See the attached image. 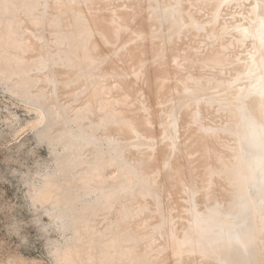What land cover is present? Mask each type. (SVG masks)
I'll list each match as a JSON object with an SVG mask.
<instances>
[{
    "label": "rangeland",
    "instance_id": "1",
    "mask_svg": "<svg viewBox=\"0 0 264 264\" xmlns=\"http://www.w3.org/2000/svg\"><path fill=\"white\" fill-rule=\"evenodd\" d=\"M39 1L30 12L21 0L0 9V24L11 29L0 31V69L7 72L0 82V264H55L52 242L66 241L32 196L31 184L54 165L53 149L60 195L88 203L77 211L81 254L73 264H179L192 251L178 240L195 235L191 213L173 209L182 199L177 189L189 197V173L205 163L219 167L209 171L222 189L245 197L240 219L250 217L264 253L256 186L264 169L245 139L249 119L264 124L253 107L261 97L251 83L261 70L250 57L260 45L252 0ZM23 76L42 81L23 84ZM34 105L50 116L48 138L32 128ZM199 128L207 129L212 162ZM175 163L180 173L172 182L182 186L170 188ZM157 187L160 193L150 192ZM213 260L224 262L222 252Z\"/></svg>",
    "mask_w": 264,
    "mask_h": 264
},
{
    "label": "bare ground",
    "instance_id": "2",
    "mask_svg": "<svg viewBox=\"0 0 264 264\" xmlns=\"http://www.w3.org/2000/svg\"><path fill=\"white\" fill-rule=\"evenodd\" d=\"M21 1L23 2V4H25V6H26L25 8H28L27 11L35 9V8L37 10L38 7H36V5H39V2L41 3V1H39V0H21ZM231 1H233V0H231ZM42 2H43V0H42ZM251 2H252L251 4H253L252 11L255 14V17H259V19H260V23L257 22L259 24V28L257 29V32L255 34L253 32V34L256 35L255 37H257L256 41H259L257 43V45H259V43H260V45H259V47L256 48V51H254L250 54V57H252V60H253V67L252 66L251 67L253 69H259L260 68V70H261L260 77H257L258 79L256 80V83H251L253 85L256 84L255 85L256 87H259L258 97L259 96L261 97V98H257L253 107L256 110H258L262 115H264V0H252ZM9 3H10V0H0V9H2L5 12L9 11L7 8V7H9L8 5H10ZM13 6L14 5H12L10 7H13ZM41 6H43V5H41ZM39 8H41V7H39ZM45 10H47V9L45 8ZM27 14H29V13H27ZM104 18H102V21ZM35 19H36V16H35ZM58 19H60V18H58ZM58 19L52 21V23L54 22L53 25L54 24L57 26L59 25L60 22L57 21ZM38 21H40V20H38ZM60 21H61V19H60ZM96 21H98V17H97ZM105 22L106 21H104V24H105ZM99 23H101V22H99ZM6 24L8 26L13 25L12 21L7 22ZM95 24L98 25L97 22ZM2 25L3 24H0V31L2 29L6 30L7 27H6V29H4V26H2ZM97 25H94L95 28L96 27L100 28L99 26H103L101 24L98 26ZM106 26H107V24H106ZM106 26H105V28H106ZM108 27H110L109 22H108L107 28ZM13 28L14 27H12V29ZM95 28H93V29L95 30ZM249 28L250 29H246L247 32H248V30L249 31L253 30L252 27L249 26ZM100 29H102V28H100ZM100 29H98L96 31H99ZM108 29H109V31H107ZM108 29L106 30L107 33L112 34L111 29L110 28H108ZM3 30H2V32L7 31V32L11 33V31H10L11 29L6 30V31H3ZM106 31H104L103 35H102V33L101 34L99 33L100 31L98 33L100 34V36L102 35L101 37H103L106 35L105 34ZM254 31H256V30H254ZM102 32H103V30H102ZM95 33H97V32H95ZM251 33H252V31H251ZM66 35H68V34H66ZM96 35H98V34H96ZM250 35L253 36L252 34H250ZM3 36H5V35H3ZM9 36H10V34H9ZM68 36H70V35H68ZM10 37H14V36H10ZM57 38L59 39V41H61V40H64L66 38V36L58 34ZM106 38L108 39V35L106 36ZM101 41L102 40L100 39L99 42H101ZM105 42H106V40H105ZM70 43H72V42H70ZM102 43L99 44V47L101 46ZM103 44H102V46H104ZM76 48H77L76 45H73L72 47H70V50H72V49L74 50ZM78 48H81V47H78ZM87 49H89V48H87ZM24 64H25V62H24ZM20 68H24V67L20 66ZM248 69H250V68H248ZM159 72H161V71H159ZM6 73L7 72L3 73V70L0 69V80H1L0 82H4L3 77H4V75H6ZM25 73H27V71ZM159 74L161 75V73H159ZM2 79H3V81H2ZM37 80L42 81L41 76L39 78H38V76L36 78L35 77L32 78L31 76H26V77L23 76L22 83L27 84V82H30V81H34L35 83L39 82ZM158 81L161 82V80H158ZM97 89H99V88L97 87ZM177 90H178V87H177ZM177 90H175V91H177ZM99 91H100V89H99ZM99 91L97 90L96 92L99 93ZM103 91L104 90H102V92H101L102 94L100 93L99 95L104 96V93L107 91H105L104 93H103ZM94 94L99 97V95H97L96 93H94ZM106 95H107V93L105 94V96ZM33 110H34V112H36L37 116L35 118H33V121H31L32 128L33 129L37 128L39 130L37 134H41V131L44 130L45 133H44L43 138H48V136H49L48 133H50L48 130V124H49L50 116L46 114L45 108L41 107V105H36L33 108ZM175 115H174V117H175ZM172 120H173V118H172ZM174 120H175V118H174ZM172 122H174V121H172ZM195 133H197L195 135H197L198 138L201 139V143L203 142V145H205L204 146V151H205L204 154L209 159H210V157H212V159L210 160L212 162L213 152H215V151L212 150V148L210 147L211 144L209 143L210 144L209 145L208 141H206L207 138H210L205 134V133H207V129L199 128L198 132L196 131ZM205 135L207 138L204 137ZM205 138H206V140H205ZM209 141L211 142L210 139H209ZM246 148L249 149V147H247V146H246ZM247 149H245L246 152L248 151ZM251 153H252V151H251ZM51 155L53 157L52 160L54 162L53 163L54 165L52 166L51 169L46 170L44 174L42 173L43 175L41 174L42 177L40 178V180L37 177V179L39 181V183L37 185H35L34 182H33L34 185L31 184L34 188L32 196L35 197V200H34L35 202H38V201L43 202L41 204V208L44 212L43 214H47L49 216V219L51 222L50 226H52L53 228H57V230H59L60 233H62V236L64 237L63 239L66 240L63 243H59V242L56 243L54 241L52 242V245L54 246L52 253L55 256V258H54L55 264H73L74 258L78 257L81 254V248H80V246H81L80 245V239L81 238H80V232L77 229V220H78V215H77L78 212L77 211H78V209H81V210L85 209V207L88 205V203H84V206L80 207L78 202L74 203V202L68 200L69 197L66 196V194L60 195L58 189L60 187L59 176H60V172H61L62 167H61L60 161H59L60 160L59 159V153L55 149H53V150H51ZM254 157L257 158V156H254ZM216 158H217V156H216ZM177 164L175 165V167L172 170L167 171V180H166V186L167 187L171 188V186L175 187L177 185H180V184H176V183L172 182L173 175L180 173V170H179V167L177 166ZM205 164L206 165L203 168H201V170H199L197 172L191 171L189 173V176H190L189 178H190V181L192 182V184H189L192 186V194L189 197H186L184 195L183 187H182V189H181V187L180 188L177 187L178 188L177 193L182 194V196H181L182 199H181V202L178 203L173 209L176 210V212L181 213L182 215L185 212L191 213V220H192L191 226L192 227L190 226V230L195 235V237H193V239H191L189 241H187L186 239H181V240L179 239L178 240L177 244L179 247H181V248L187 247V249H190L192 251V253L183 256V258L180 259L179 264H210V263L211 264H217L214 262L213 257L216 253H219V252H222L223 261L225 262V264H264V253H263L262 248H261L259 241H258V234H259L258 230L253 226L250 217L246 216L245 219L244 218L240 219V211H241V205H242L241 202L243 200H246V199H243L245 197L242 198L241 194H240V196H233L231 191H230L231 189H227V188H226L227 190L225 188L222 189L223 187L221 188V186L219 184H217V182L214 181L215 179L213 178V180H212V178H211L212 172H215V173L220 172L219 167L213 163H209V164L205 163ZM46 166H48V165L46 164ZM42 167H44V166H42ZM211 168H212V172L209 171V170H211ZM37 173H39V171H36V174ZM39 174H38V176H39ZM24 175L22 174V179H25V181L31 180L30 177H32V176H30V174H24ZM259 175L260 174L258 173L257 176L259 177ZM23 176H24V178H23ZM34 176L36 178V175H34ZM31 181H33V180H31ZM220 181H221L222 186L226 187L225 185L227 182L226 183L224 182L225 184L223 185V183H222L223 181L222 180H220ZM209 183H212V184H209ZM255 185H253V192L258 191V188L256 187L258 185H256V186ZM180 186H182V185H180ZM195 191H198L199 195H196ZM150 192L160 193V189L157 187V189H154V191L151 190ZM241 192H243V190ZM29 193H31V191ZM244 205L245 206L243 209L245 210V212H244V210H242V211L244 213H246L245 208L247 206H246V204H244ZM174 210H172V212H174ZM223 214H224V217H222ZM182 215H181V217H182ZM180 220H181L182 225L184 226L183 218H180ZM127 223H128L127 226H130L131 228L135 227L134 226V220H133V222L128 221ZM41 225L43 226V224H41ZM197 229H201V232L199 231L200 233L199 232L197 233L196 232ZM68 232H70L69 233L70 236L67 235ZM224 262H220L218 264H224ZM111 264H115V263H111Z\"/></svg>",
    "mask_w": 264,
    "mask_h": 264
},
{
    "label": "snow or ice",
    "instance_id": "3",
    "mask_svg": "<svg viewBox=\"0 0 264 264\" xmlns=\"http://www.w3.org/2000/svg\"><path fill=\"white\" fill-rule=\"evenodd\" d=\"M245 139L253 154L258 157L261 168L264 169V124L258 126L254 120L249 119ZM257 184L261 195L260 203L264 204V171L260 173Z\"/></svg>",
    "mask_w": 264,
    "mask_h": 264
}]
</instances>
